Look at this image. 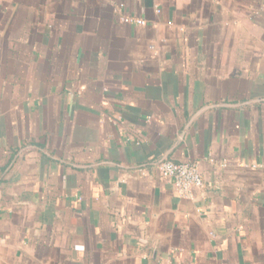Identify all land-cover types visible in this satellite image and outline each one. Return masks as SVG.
I'll use <instances>...</instances> for the list:
<instances>
[{"label":"crops","instance_id":"obj_1","mask_svg":"<svg viewBox=\"0 0 264 264\" xmlns=\"http://www.w3.org/2000/svg\"><path fill=\"white\" fill-rule=\"evenodd\" d=\"M0 264H264V0H0Z\"/></svg>","mask_w":264,"mask_h":264},{"label":"built area","instance_id":"obj_2","mask_svg":"<svg viewBox=\"0 0 264 264\" xmlns=\"http://www.w3.org/2000/svg\"><path fill=\"white\" fill-rule=\"evenodd\" d=\"M136 22L141 23V20ZM155 168L162 178L172 181L181 197H193L194 190L203 186V179L195 163L163 159L156 163Z\"/></svg>","mask_w":264,"mask_h":264}]
</instances>
